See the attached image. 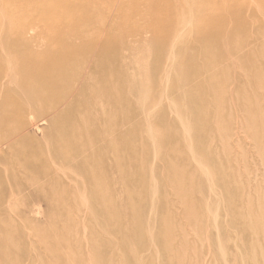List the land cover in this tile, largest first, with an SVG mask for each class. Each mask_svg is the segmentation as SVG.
Here are the masks:
<instances>
[{"label": "rangeland", "instance_id": "1", "mask_svg": "<svg viewBox=\"0 0 264 264\" xmlns=\"http://www.w3.org/2000/svg\"><path fill=\"white\" fill-rule=\"evenodd\" d=\"M0 264H264V0H0Z\"/></svg>", "mask_w": 264, "mask_h": 264}]
</instances>
